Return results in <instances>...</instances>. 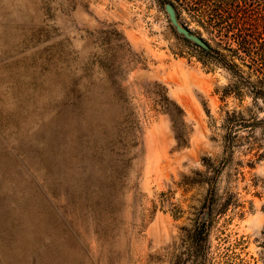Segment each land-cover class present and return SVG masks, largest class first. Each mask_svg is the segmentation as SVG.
<instances>
[{
    "label": "rangeland",
    "instance_id": "1",
    "mask_svg": "<svg viewBox=\"0 0 264 264\" xmlns=\"http://www.w3.org/2000/svg\"><path fill=\"white\" fill-rule=\"evenodd\" d=\"M201 1L0 0V264H264L258 127L237 133L205 239L187 238L225 111L256 113L170 22L167 4L216 46ZM220 2L264 38V0Z\"/></svg>",
    "mask_w": 264,
    "mask_h": 264
},
{
    "label": "trees",
    "instance_id": "2",
    "mask_svg": "<svg viewBox=\"0 0 264 264\" xmlns=\"http://www.w3.org/2000/svg\"><path fill=\"white\" fill-rule=\"evenodd\" d=\"M205 0L195 2L198 5L195 16L197 21L205 26H212L218 32L217 45H211L202 37L208 49L200 48L215 63L226 69L229 73V82L222 91V97L232 96L242 100L249 96L256 113L252 112L245 117L243 111H225L220 127L223 130L222 140L224 154L216 165H206V176L200 179L208 185L206 195L200 207V212L193 219L192 231L187 235L192 245H196L207 232V226L211 219L215 200V180L220 171L229 164L231 160V149L234 145L237 133L245 129L252 132L256 127L264 131V38L257 35L251 13H246L242 6L227 7L220 0ZM179 19V16L177 14ZM182 25L187 27L183 22ZM189 29V28H188ZM190 30V29H189ZM198 35V34H197ZM200 36V35H199ZM201 37V36H200ZM248 111L250 108H247ZM262 113L259 117L257 113ZM264 154V143L262 145ZM228 205L227 202L218 209L223 212ZM264 263V256L262 257Z\"/></svg>",
    "mask_w": 264,
    "mask_h": 264
},
{
    "label": "water",
    "instance_id": "3",
    "mask_svg": "<svg viewBox=\"0 0 264 264\" xmlns=\"http://www.w3.org/2000/svg\"><path fill=\"white\" fill-rule=\"evenodd\" d=\"M166 9L169 13L170 22L178 34H180L182 37L198 44L202 48L208 49V46L202 40V37H200L199 35H197L193 31L189 30L187 27H185L184 25H182L180 23L173 5L167 4Z\"/></svg>",
    "mask_w": 264,
    "mask_h": 264
}]
</instances>
